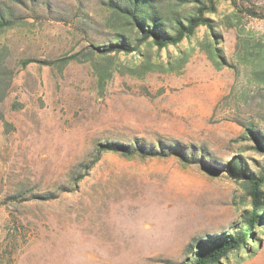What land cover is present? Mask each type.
I'll return each mask as SVG.
<instances>
[{"label":"rangeland","instance_id":"1","mask_svg":"<svg viewBox=\"0 0 264 264\" xmlns=\"http://www.w3.org/2000/svg\"><path fill=\"white\" fill-rule=\"evenodd\" d=\"M108 2L0 0V264H190L252 209L228 168L264 165V19L220 1L216 36L104 52L129 35ZM250 239L220 264H264V224Z\"/></svg>","mask_w":264,"mask_h":264},{"label":"trees","instance_id":"2","mask_svg":"<svg viewBox=\"0 0 264 264\" xmlns=\"http://www.w3.org/2000/svg\"><path fill=\"white\" fill-rule=\"evenodd\" d=\"M220 1H230L231 4L241 13L258 19H264V0H199L193 15L182 17L177 12L173 14L162 10L155 4L154 0H109V5L115 16H117L124 26L129 30V35L121 33L117 36V41L110 45L103 46L102 51H126L133 52L149 43L157 46L159 50L169 46H179L185 39H191L197 30L202 26L209 27L214 31V20L208 14H218V3ZM171 14V15H170ZM172 16V17H171ZM15 16L4 11L0 4V31L14 26ZM219 52L217 49H215ZM188 61V57L181 56L179 67H183ZM168 62V66H172ZM177 65L172 69L176 70ZM171 68V67H169ZM250 132L255 133L252 129ZM258 150L264 149V137H258ZM100 152L121 151L125 155L134 153L133 147L128 144L106 143L101 144ZM171 149V150H170ZM166 149L164 146H150L149 156H170L176 152L183 159L186 157L184 151H173V148ZM147 150V149H146ZM145 150V152H146ZM148 151V150H147ZM145 154V153H143ZM192 156V154H190ZM147 156V155H146ZM241 157L231 162L228 172L236 179L248 181L249 193L252 197V209L242 217V223L238 229L230 232L226 237L215 238L212 242L206 243L195 254L190 264H220L221 260L228 257L235 251L247 248L249 241L255 235V229L264 224V165L260 176H256L250 171L246 164L240 163Z\"/></svg>","mask_w":264,"mask_h":264}]
</instances>
